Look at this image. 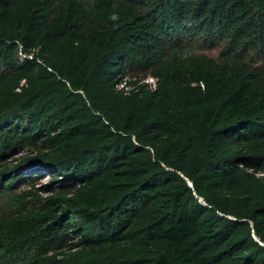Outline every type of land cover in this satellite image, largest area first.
Segmentation results:
<instances>
[{
	"label": "trees",
	"instance_id": "trees-1",
	"mask_svg": "<svg viewBox=\"0 0 264 264\" xmlns=\"http://www.w3.org/2000/svg\"><path fill=\"white\" fill-rule=\"evenodd\" d=\"M206 27L242 48L179 41ZM133 65L154 83L118 88ZM17 149L4 185L51 181L0 214L28 264H264V0H0V161Z\"/></svg>",
	"mask_w": 264,
	"mask_h": 264
},
{
	"label": "rangeland",
	"instance_id": "rangeland-1",
	"mask_svg": "<svg viewBox=\"0 0 264 264\" xmlns=\"http://www.w3.org/2000/svg\"><path fill=\"white\" fill-rule=\"evenodd\" d=\"M169 33L170 34L165 38V42L176 43V39L174 40L173 38L175 36V33L172 31H169ZM179 35V41H183L184 43L189 41L193 42L194 46H196L199 52H206L207 54L211 55V57L215 58L217 61L221 60L220 58L222 51H240V49L242 48L241 44L236 47V45L231 42V37L229 36V34H226L224 29L222 28H213V30H209L208 27H206V29L202 31L195 28H187L182 29ZM182 35L184 37H182ZM171 39L174 41H171ZM248 56H250L248 57V59L250 62L253 63L254 66L259 65L261 63L262 57H256V53L250 52ZM143 79H147L145 80L146 82H149L151 84L153 83V80L150 78L149 75V69H147L145 65H133V67H127L125 78H123L122 80V86L125 85V89H131L133 87L131 82L135 81L138 83V81H144ZM125 81L127 83H125ZM25 153V149H17L12 155H8L7 158L1 160L0 166H3L0 167V178L4 175V172L9 171V174L12 171L11 168L17 164L18 160ZM3 167H7V169L3 171ZM18 170L21 172H17ZM14 171H16V173L18 174H15L16 176L10 179V184L13 185L17 184V180H23L32 173L29 168L21 170L20 168H16L14 169ZM47 184H51V181L49 180L48 176H42L40 180H36L32 184L29 183V186L28 184H20L15 188H11V185L9 184L4 185L3 180L0 181V214L6 217L9 214L14 213L16 204L15 201H13V196L21 190L24 189L27 191H33L34 193L38 192V194L40 195H46L42 190L39 189H41L42 186ZM33 255V251L28 246L25 249L21 250L19 246L11 247L0 245V264H28L31 262L32 257H34Z\"/></svg>",
	"mask_w": 264,
	"mask_h": 264
},
{
	"label": "built area",
	"instance_id": "built-area-1",
	"mask_svg": "<svg viewBox=\"0 0 264 264\" xmlns=\"http://www.w3.org/2000/svg\"><path fill=\"white\" fill-rule=\"evenodd\" d=\"M150 78H151V77H150ZM151 79H152V78H151ZM152 80H153V79H152ZM153 83H154V80H153ZM153 83H152V84H153ZM150 84H151V83H150ZM122 87H123L122 84L118 86V88H120V89H121Z\"/></svg>",
	"mask_w": 264,
	"mask_h": 264
}]
</instances>
